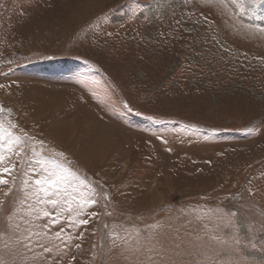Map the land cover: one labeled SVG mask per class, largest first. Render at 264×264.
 <instances>
[{
	"label": "rangeland",
	"instance_id": "374dc122",
	"mask_svg": "<svg viewBox=\"0 0 264 264\" xmlns=\"http://www.w3.org/2000/svg\"><path fill=\"white\" fill-rule=\"evenodd\" d=\"M0 126V264H264V0H0Z\"/></svg>",
	"mask_w": 264,
	"mask_h": 264
},
{
	"label": "snow or ice",
	"instance_id": "6c2138e0",
	"mask_svg": "<svg viewBox=\"0 0 264 264\" xmlns=\"http://www.w3.org/2000/svg\"><path fill=\"white\" fill-rule=\"evenodd\" d=\"M235 2V0H234ZM252 3L257 2V0H251ZM8 139H9V144H13V143H18L19 142V137H14L10 132L7 133ZM5 139V129H3L2 126H0V141H3ZM3 145L0 144V148H2ZM4 160V157L2 155H0V163H2ZM37 164H40V166L43 168L44 165L41 164L40 161H37ZM56 168H61V165L56 164L55 165ZM45 172L47 173V175L45 176L44 179H37L36 180V184L40 187V191H43L45 193V195L48 194V192L52 189H56L59 188V186L64 182L65 177L58 175L56 172L54 171H49L47 169H44ZM3 171L7 172L9 171V169H3ZM7 181L4 180L3 176H0V183H6ZM52 204H56L57 201L56 200H50L49 201ZM86 202H90V201H81V203H86Z\"/></svg>",
	"mask_w": 264,
	"mask_h": 264
}]
</instances>
